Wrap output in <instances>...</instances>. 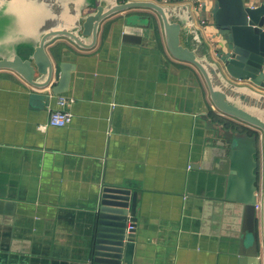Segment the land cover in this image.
<instances>
[{
	"label": "crops",
	"instance_id": "crops-1",
	"mask_svg": "<svg viewBox=\"0 0 264 264\" xmlns=\"http://www.w3.org/2000/svg\"><path fill=\"white\" fill-rule=\"evenodd\" d=\"M202 31L207 40L215 33ZM114 35L106 20L58 94L73 115L65 126L38 127L58 95H33L0 70V199L10 202L0 207V264H94L89 207L103 185L137 191L130 264H240L225 230H201L212 183L191 166L206 131L201 115L213 108L200 73ZM64 49L63 38L47 46L50 55Z\"/></svg>",
	"mask_w": 264,
	"mask_h": 264
},
{
	"label": "water",
	"instance_id": "water-1",
	"mask_svg": "<svg viewBox=\"0 0 264 264\" xmlns=\"http://www.w3.org/2000/svg\"><path fill=\"white\" fill-rule=\"evenodd\" d=\"M208 1L211 19L205 27L215 30L208 36L212 48L195 25L188 4L0 0V70L17 74L37 90L33 95L45 100L46 90L58 95L68 87L76 61L97 46L106 20L118 43L152 45L160 56L195 67L213 112L253 131L252 135L239 133L213 122L207 113L201 115L206 131L199 159L191 167L206 173L204 179L212 183L201 200L205 224L201 230L218 235L225 230L236 242L240 264H264V0ZM60 38L70 49L50 55L47 46ZM70 57L75 61L65 59ZM256 204L261 205L260 213ZM4 205L10 202L0 199V207ZM89 209L92 263L130 264L137 191L103 185Z\"/></svg>",
	"mask_w": 264,
	"mask_h": 264
},
{
	"label": "built area",
	"instance_id": "built-area-1",
	"mask_svg": "<svg viewBox=\"0 0 264 264\" xmlns=\"http://www.w3.org/2000/svg\"><path fill=\"white\" fill-rule=\"evenodd\" d=\"M159 3L164 5H177V4H188L190 10L192 11L193 15L196 16L195 25L200 29L203 30L205 25H207V20L203 19L199 16V12L207 6L208 0H158ZM57 103L58 107L49 109V119L47 123H42L38 127L44 128L46 125L50 126H65L70 123L72 119V113L70 110L67 109L68 106V98L64 95H58ZM256 207L260 213V204H256ZM259 216V215H258Z\"/></svg>",
	"mask_w": 264,
	"mask_h": 264
},
{
	"label": "trees",
	"instance_id": "trees-1",
	"mask_svg": "<svg viewBox=\"0 0 264 264\" xmlns=\"http://www.w3.org/2000/svg\"><path fill=\"white\" fill-rule=\"evenodd\" d=\"M208 117L213 121V122H219L224 124L226 128H233L236 129L239 133H245L248 135H252L253 131L247 129L246 127L240 125V124H235V122L231 121L230 119L223 117L221 115L216 114L213 111L208 112Z\"/></svg>",
	"mask_w": 264,
	"mask_h": 264
},
{
	"label": "rangeland",
	"instance_id": "rangeland-1",
	"mask_svg": "<svg viewBox=\"0 0 264 264\" xmlns=\"http://www.w3.org/2000/svg\"><path fill=\"white\" fill-rule=\"evenodd\" d=\"M199 16L200 17H202L203 19H205V20H209V19H211V11L210 10H208V7L207 6H205L203 9H202V11H200L199 13Z\"/></svg>",
	"mask_w": 264,
	"mask_h": 264
}]
</instances>
